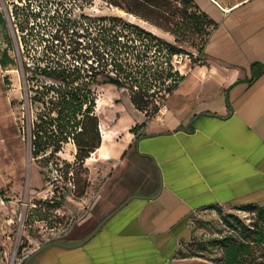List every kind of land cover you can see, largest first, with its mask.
<instances>
[{"label": "crops", "instance_id": "crops-1", "mask_svg": "<svg viewBox=\"0 0 264 264\" xmlns=\"http://www.w3.org/2000/svg\"><path fill=\"white\" fill-rule=\"evenodd\" d=\"M193 2L216 24L202 64L155 117L134 109L140 122L121 130L99 120L111 179L85 225L36 245L25 264H173L196 211L264 201V0Z\"/></svg>", "mask_w": 264, "mask_h": 264}, {"label": "rangeland", "instance_id": "rangeland-1", "mask_svg": "<svg viewBox=\"0 0 264 264\" xmlns=\"http://www.w3.org/2000/svg\"><path fill=\"white\" fill-rule=\"evenodd\" d=\"M125 6L132 13L127 12ZM182 7L183 4L176 0H124L120 7H116L112 0H0V15L4 21V26H0V52L8 48V55L14 60L6 68L0 66V242L5 243L4 246L11 247L17 242L20 249L28 252L36 245L63 239L75 228L85 225L84 220L113 171L112 163L103 165L101 155L95 151L83 167L70 169V179L64 181L66 168L61 161L50 158L45 164H40L41 159L31 157L23 132L26 112L22 103L25 98L21 57L30 62L38 48L39 38L49 35L61 20L70 18L73 22V19H78L76 23L80 24L88 23L86 17L94 21L115 16L182 49V58L174 59L173 55L170 65L172 71L184 77L192 65L190 53L196 55L210 27L199 23L196 29L192 19L187 20L180 12ZM185 8L191 17L194 9L188 5ZM94 31L90 29L91 33H96ZM3 34L10 42L9 47L3 41ZM157 54L151 51L145 57L148 67L154 69L156 62L163 61ZM171 83L169 79L165 84ZM95 93V113L102 123L106 122L107 127L116 121L121 130L128 121L140 122L131 104L130 91L99 85ZM156 101L160 102L158 98ZM148 108L151 110V106ZM74 152V147L68 144L58 156L60 160L72 163ZM65 188L68 193L60 200L58 196ZM222 213L234 214L246 224L252 218L234 209L223 208ZM188 230L187 238L176 247L173 264H225L222 247L215 245V241L230 231L216 211L192 214ZM260 250L264 248L252 247L254 256Z\"/></svg>", "mask_w": 264, "mask_h": 264}, {"label": "trees", "instance_id": "trees-1", "mask_svg": "<svg viewBox=\"0 0 264 264\" xmlns=\"http://www.w3.org/2000/svg\"><path fill=\"white\" fill-rule=\"evenodd\" d=\"M176 1L183 4L180 12L187 20L192 19L196 29L199 23L210 27L196 55L187 54L192 65L202 64L203 45L216 24L198 10L193 0ZM112 3L120 7L124 0H112ZM186 5L194 9L191 17ZM124 9L132 13L128 6ZM85 19L88 23L78 24V19L72 22L70 18L59 21L49 35L39 38L38 48L30 62H25L21 57L25 98L22 103L26 112L23 132L29 143L31 157L41 159L40 164H45L50 158L61 161L66 168L62 178L64 181L70 179V169L83 167L84 162L101 145L99 119L95 113L97 86L110 85L130 91L134 109L150 119L164 106L167 97L184 78L172 71L170 65V57L183 54L182 49L120 17H101L94 21L88 17ZM2 25L4 21L0 15ZM90 29L96 33H91ZM2 38L9 47L7 36ZM153 47L156 50H151ZM7 51L8 48H5L0 52L2 68L14 63ZM151 51L157 52L163 59L156 62L154 69L145 63V57ZM255 65L257 63H253L250 69ZM169 79L172 83L165 84ZM149 106L151 110H148ZM140 127L142 125L130 131L136 134ZM141 135L139 133L136 139ZM68 144L75 150L72 163L60 160L58 156ZM67 193V188L62 189L58 198L63 200ZM227 208L245 212L252 218L246 224L234 214H223V208L219 206H208L196 211H216L230 231L215 241V245L222 247L224 263L264 264V250H260L257 256L252 252L253 246L264 248V201Z\"/></svg>", "mask_w": 264, "mask_h": 264}, {"label": "built area", "instance_id": "built-area-1", "mask_svg": "<svg viewBox=\"0 0 264 264\" xmlns=\"http://www.w3.org/2000/svg\"><path fill=\"white\" fill-rule=\"evenodd\" d=\"M212 2H215V0H210ZM187 56H184L186 58ZM175 58H182V55H175ZM164 109V106H162L158 113L161 112ZM5 244L0 242V264H25L30 253L25 251L24 249H20V245L15 242L12 243L11 247H9V250L7 251L6 248H4Z\"/></svg>", "mask_w": 264, "mask_h": 264}, {"label": "bare ground", "instance_id": "bare-ground-1", "mask_svg": "<svg viewBox=\"0 0 264 264\" xmlns=\"http://www.w3.org/2000/svg\"><path fill=\"white\" fill-rule=\"evenodd\" d=\"M106 139V137L104 136V140Z\"/></svg>", "mask_w": 264, "mask_h": 264}]
</instances>
